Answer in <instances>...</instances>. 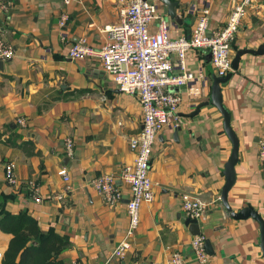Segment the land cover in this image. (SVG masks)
<instances>
[{"label": "crops", "instance_id": "obj_1", "mask_svg": "<svg viewBox=\"0 0 264 264\" xmlns=\"http://www.w3.org/2000/svg\"><path fill=\"white\" fill-rule=\"evenodd\" d=\"M149 1L166 19L171 37L189 36L204 7L210 8L209 31L220 29L232 3L175 0L183 19L178 23L160 0ZM253 3L232 42V60L240 50L258 51L264 45V0ZM118 5L119 0H0V35L15 51L12 59L0 60V195L9 196L6 209L14 214L27 211L43 230L66 236L70 246L60 255L65 264H172L173 252L182 253L185 264H202L192 250L194 234L182 206L184 195H197L208 204L197 222L213 250L203 264H264L259 223L252 217L233 218L221 199L224 166L232 151L223 115L207 105L190 116L198 104L210 100L215 72L205 48L186 58L190 70L208 77L204 96L195 105L185 87L180 89L179 119L159 133L153 147L154 200L142 205L126 255L111 257L129 223L131 189L122 173L134 163L130 138L141 130L143 112L136 96L116 87L99 58L72 60L68 51L83 36L101 48L108 39L104 28L119 21ZM158 22L153 21V29ZM231 72L222 94L239 139V159L228 203L234 212L251 205L264 217V162L259 158L264 51L241 54ZM67 139L73 142L70 154ZM9 162L15 163L18 186L6 180ZM63 166L69 182L58 174ZM104 174L113 177L120 200L107 201L91 185ZM30 181L39 186L41 202L35 201ZM11 237L0 230V264Z\"/></svg>", "mask_w": 264, "mask_h": 264}, {"label": "built area", "instance_id": "obj_2", "mask_svg": "<svg viewBox=\"0 0 264 264\" xmlns=\"http://www.w3.org/2000/svg\"><path fill=\"white\" fill-rule=\"evenodd\" d=\"M231 1L227 21L220 29L209 31L210 8L204 7L197 15L189 36L171 37L169 25L164 17L157 14L154 2L119 0V21L104 28L108 39L101 48L95 49L85 36L80 37L69 48L68 57L72 60L99 58L104 71L116 87L136 96L143 112L142 128L130 138V147L135 152L134 163L127 165L122 173V179L131 189L127 202L129 223L122 241L112 251V258H123L126 255L140 223L142 205L154 200V184L150 177L153 147L159 133L172 120L176 122L179 119L178 112L183 102L180 89L185 87V93L195 105L204 96L208 77L201 71L196 73L187 67L188 54L202 48L208 49L211 65L218 76H225L232 71V42L254 0ZM66 19L65 14L60 24L64 25ZM155 19H159V22L153 29ZM14 55L13 47L0 35V60L12 59ZM173 55L176 64L173 62ZM176 65L178 72H174ZM19 122L24 124L25 119L21 118ZM72 147V140L67 139L69 154L72 153ZM259 158L264 162V139L259 141ZM58 174L65 181H70L66 166L61 167ZM5 177L10 185H19L14 162L7 163ZM90 182L107 201L112 203L121 199V191L115 186L111 175H99ZM29 185L35 201L41 202L39 186L32 181ZM69 190L70 187L67 186L66 191ZM62 197L63 194L58 196L59 199ZM182 206L187 217L196 220L203 217L208 208V204L199 196L189 194L183 196ZM191 247L198 261L206 263L209 255L205 236L194 235ZM170 262L185 264V258L182 253L173 252ZM72 264L81 263L74 261Z\"/></svg>", "mask_w": 264, "mask_h": 264}, {"label": "trees", "instance_id": "obj_3", "mask_svg": "<svg viewBox=\"0 0 264 264\" xmlns=\"http://www.w3.org/2000/svg\"><path fill=\"white\" fill-rule=\"evenodd\" d=\"M8 195H0V230L12 235L2 256V264H65L61 253L70 241L53 230H43L27 211L6 209Z\"/></svg>", "mask_w": 264, "mask_h": 264}, {"label": "water", "instance_id": "obj_4", "mask_svg": "<svg viewBox=\"0 0 264 264\" xmlns=\"http://www.w3.org/2000/svg\"><path fill=\"white\" fill-rule=\"evenodd\" d=\"M163 4L167 6V13L174 18V20L178 23H182L183 19L177 12V6L180 5L178 1L175 0H160ZM264 51V45L258 50H240L237 52L235 57L232 60V68H236L239 57L241 54L246 52L251 53H262ZM211 58V55H209ZM232 76V72L230 71L225 76H218L216 73L212 75V84L210 89V100L204 101L197 105L195 111H193L190 116H194L197 114L203 106L213 105L215 106L223 115L224 118V129L232 143V151L229 159L226 161L224 166V175H225V183L221 190V199L224 203L227 210L230 212L231 216L235 219H246L252 217L255 219L260 226V247L264 256V217L262 214L255 210L251 205H247L240 209L237 212H234L231 206L228 203V193L233 187L236 180V169L235 166L238 163L239 159V139L236 135V132L233 130L231 126V117L229 111L223 104V94H222V84L227 83ZM179 129V128H178ZM190 230L194 235L200 234V227L196 219L189 218ZM206 250L209 254H213L212 246L209 240H206Z\"/></svg>", "mask_w": 264, "mask_h": 264}]
</instances>
